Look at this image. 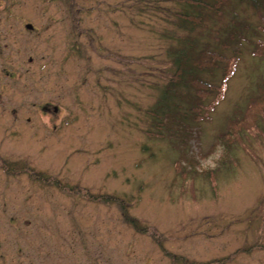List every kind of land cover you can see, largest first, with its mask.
Segmentation results:
<instances>
[{
  "label": "rangeland",
  "instance_id": "rangeland-1",
  "mask_svg": "<svg viewBox=\"0 0 264 264\" xmlns=\"http://www.w3.org/2000/svg\"><path fill=\"white\" fill-rule=\"evenodd\" d=\"M188 1L0 0V264H264V13Z\"/></svg>",
  "mask_w": 264,
  "mask_h": 264
},
{
  "label": "trees",
  "instance_id": "trees-1",
  "mask_svg": "<svg viewBox=\"0 0 264 264\" xmlns=\"http://www.w3.org/2000/svg\"><path fill=\"white\" fill-rule=\"evenodd\" d=\"M251 6L254 8L255 11L259 12V13H264V0H247ZM188 2H190V4H194V5H200L202 4V2L200 0H189ZM215 2H217L215 0ZM208 4L204 1V8H207ZM185 17H187L184 14L179 15V18L185 22ZM230 42L227 43H223V45L225 47L228 48V44ZM186 46H184L181 50L177 51V54L179 55L175 60H174V67L176 69V73H178V71H182L183 77L185 76L186 73H188L189 75L185 76V78L189 81L188 84L189 86L195 91V95H196V99L191 100L190 99V93L187 92L185 94H181V97L179 95V99L183 100L185 102L188 103L187 107L184 108L182 111L178 110L177 108L179 107L178 105H174V107L170 108L169 107V101L167 100L168 95L170 94V91L172 88H177L179 85V80H174V77L171 78L168 81V87H166L165 91L162 93V99H161V107H166V104L168 105V111L165 109L162 112H159V109H156V112L160 113L161 115L165 116V117H170L172 115H174L175 117L177 116V123H183L185 119H189V118H193V120H196L197 115H194V113H197V111L199 112L203 106L201 105L203 98H202V94H203V86L206 87H212L211 85L203 82L200 80V78L197 75V71L193 72V70H196L195 67L197 69H202L204 68V64L210 65V67H215L216 66V62L217 61H225L226 63V68H227V64L229 63V59H226L225 57H223L222 55L220 56L218 53L214 52V51H210L207 48H204V51L201 54H199L198 56H196V58H194L193 56L195 54L192 53V46L191 44L188 45L187 49L185 48ZM234 51L236 53V56L238 57L240 54V49L238 46L234 47ZM264 55V54H263ZM235 56V57H236ZM213 63H212V62ZM228 74V71L226 69L225 72V78ZM179 76V75H178ZM224 78V79H225ZM201 85H203L201 87ZM213 88V87H212ZM262 91L264 92V88H262ZM259 97V96H258ZM172 111V112H171ZM127 220H131L130 217H126Z\"/></svg>",
  "mask_w": 264,
  "mask_h": 264
},
{
  "label": "water",
  "instance_id": "water-1",
  "mask_svg": "<svg viewBox=\"0 0 264 264\" xmlns=\"http://www.w3.org/2000/svg\"><path fill=\"white\" fill-rule=\"evenodd\" d=\"M26 28H27V29H30V30L33 29V27H32L31 25H26ZM55 110H56V109H55Z\"/></svg>",
  "mask_w": 264,
  "mask_h": 264
}]
</instances>
